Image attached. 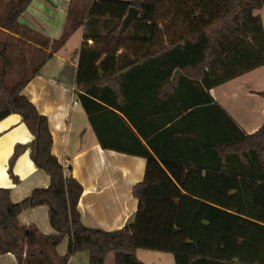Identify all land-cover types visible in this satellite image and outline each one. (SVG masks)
Masks as SVG:
<instances>
[{"label":"trees","instance_id":"1","mask_svg":"<svg viewBox=\"0 0 264 264\" xmlns=\"http://www.w3.org/2000/svg\"><path fill=\"white\" fill-rule=\"evenodd\" d=\"M32 1L12 0L0 23L19 35L0 42V121L20 114L34 136L16 145L11 177L19 180L14 165L30 149L51 183L20 202L0 187V254H14L19 264H68L73 254L88 251L90 264H107L109 257L115 264H144L136 252L146 249L173 254L175 264H264V124L247 133L208 95L264 65V25L255 13L264 0H93L85 10L72 0L70 25L53 52L83 28L75 85L99 142L147 159L145 178L133 188L137 212L113 231L82 222L83 186L66 174L52 152L48 117L24 94L52 55L43 46L27 56L33 43L40 45L19 22ZM132 8L137 12L125 24ZM168 17L171 23L161 27ZM11 70L16 80L9 87ZM177 70L180 83H193L204 99L168 119L171 125L147 138V146L132 129L143 133L128 110L127 80L156 73L165 84ZM111 129L129 131L131 139L112 142ZM40 205L49 208L53 234L19 222L23 210ZM65 236L70 244L62 256L57 247Z\"/></svg>","mask_w":264,"mask_h":264},{"label":"crops","instance_id":"2","mask_svg":"<svg viewBox=\"0 0 264 264\" xmlns=\"http://www.w3.org/2000/svg\"><path fill=\"white\" fill-rule=\"evenodd\" d=\"M92 1L86 0L82 4L89 7ZM71 4L72 0H33L19 17V22L28 27L31 35L40 42V45L33 43L27 56L43 46L52 53L26 85L24 94L40 113L48 117L53 135L52 152L65 166L66 174L73 175L83 186L78 203L82 222L89 227L113 231L124 227L137 212L139 200L134 196L133 188L145 178L147 159L104 149L99 142L75 85L83 28L76 29L53 52L52 43L60 40L70 25ZM255 13L261 16L264 25V5ZM179 75L177 70L165 84L162 76L156 73H144L127 80L128 110L143 133L134 125L132 129L147 146V138L171 125L168 119L178 115L187 104L204 99L199 90L195 93L193 83H180ZM15 80L16 72L11 70L6 83L12 87ZM263 92L264 65L211 88L208 95L247 133L253 134L264 124ZM109 132V140L115 143H127L131 139L129 131L111 129ZM33 139L20 114L12 113L0 121V187L10 189L13 202H20L35 189L47 188L51 183L50 175L35 164L30 149L22 153L14 165V174L19 180L15 181L9 173V161L16 145L28 144ZM18 219L22 225L33 224L45 234L55 233L47 205L25 209ZM69 244L70 237L65 236L57 247L58 253L66 255ZM136 254L144 264L147 258L162 257V254L144 249H138ZM89 261V252L80 251L70 257L68 264H90ZM0 264L19 263L14 254L5 253L0 254Z\"/></svg>","mask_w":264,"mask_h":264},{"label":"rangeland","instance_id":"3","mask_svg":"<svg viewBox=\"0 0 264 264\" xmlns=\"http://www.w3.org/2000/svg\"><path fill=\"white\" fill-rule=\"evenodd\" d=\"M11 1L12 0H0V23H1L2 19H3V17L5 16ZM84 1H86V0H74V7L75 8H80L81 10L87 9L88 7H85L82 4V2H84ZM161 21H162L161 27H164L165 24L171 23L172 19H171V17H168V19L161 20ZM7 39H11V35L6 33V32H4L1 29V27H0V42L6 41ZM54 44L55 43L53 42L52 43V47L54 46ZM0 49H1V46H0ZM144 250L146 251V249H144ZM147 251L149 253H154V254L158 253V255L162 254V257H157V258H153V259L147 258L146 259V264H175L174 256L171 253H168V252H164L163 253L161 251H155V250H147ZM72 264H74V263H72ZM107 264H115V262L113 261V259L111 257H109L108 261H107Z\"/></svg>","mask_w":264,"mask_h":264},{"label":"water","instance_id":"4","mask_svg":"<svg viewBox=\"0 0 264 264\" xmlns=\"http://www.w3.org/2000/svg\"><path fill=\"white\" fill-rule=\"evenodd\" d=\"M137 10L135 8H132L128 14V16L126 17L124 23L127 24V22H129L133 16L136 14Z\"/></svg>","mask_w":264,"mask_h":264}]
</instances>
